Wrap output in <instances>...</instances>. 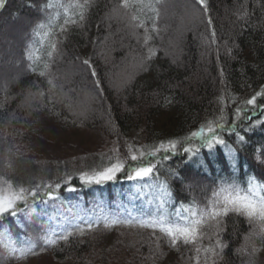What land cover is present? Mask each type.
I'll list each match as a JSON object with an SVG mask.
<instances>
[{"label":"trees","instance_id":"trees-1","mask_svg":"<svg viewBox=\"0 0 264 264\" xmlns=\"http://www.w3.org/2000/svg\"><path fill=\"white\" fill-rule=\"evenodd\" d=\"M75 3L0 6V173L38 193L15 217L0 216V264L29 258H17L29 241L57 264H197L198 247L199 264H264L261 226L234 212L205 223L196 244L172 246L158 229L141 226L160 214L175 219L193 200L206 203L221 183L264 184V0H206V8L198 0H143L129 8L90 0L83 20ZM65 7L77 23L59 32ZM42 22L50 24L48 37L47 28L36 35ZM256 93L257 103L248 105ZM207 120L220 125L224 141L211 149L190 137ZM78 127L96 135L98 148L65 153L66 160L63 152L53 155L51 133ZM170 140L178 141L174 152L145 157L152 174L128 179L141 163L131 154ZM114 158L126 165L115 179L81 181L83 171L94 174ZM46 185L54 199L43 195ZM65 230L73 233L68 240L45 245L42 237ZM217 240L227 245L218 255L203 251Z\"/></svg>","mask_w":264,"mask_h":264},{"label":"snow or ice","instance_id":"snow-or-ice-1","mask_svg":"<svg viewBox=\"0 0 264 264\" xmlns=\"http://www.w3.org/2000/svg\"><path fill=\"white\" fill-rule=\"evenodd\" d=\"M201 5H205L206 8V0H198ZM5 0H0V6H3ZM133 3L143 4V0H121V4L124 8H129L133 5ZM90 4V0H76L75 7L79 9V12L75 15L79 16L80 20L84 19L85 12L87 11ZM53 5L49 3L46 7L51 8ZM150 6V5H145ZM71 7V5H69ZM65 20L64 23L59 26V32H66L67 26L71 24L77 23V20L73 18L72 15L68 14V7H65ZM133 20L137 19L136 16L132 17ZM36 35H41V31L43 29H48V31L43 32L44 37H48L52 29L50 24L40 23L37 26ZM155 27H153V31H155ZM150 37L145 38V42ZM57 41L53 39V42L50 45L51 51L48 52V56L51 57L57 48ZM154 54L150 52L149 59L151 55ZM88 64V61L84 62ZM95 75V72L92 73ZM40 75H45L44 72H41ZM51 84L52 81H49ZM43 95V93H41ZM261 93H256L251 99H248L246 103L248 105H255L257 103V96H260ZM239 111V109L237 110ZM223 119V117H220ZM220 125L214 120H207L205 124H203L199 130L193 131L190 133V137H199L202 142L211 149L214 144H223L224 141L219 138L217 134V129ZM242 140L243 137H240ZM185 140H189L188 137ZM178 141L170 140L167 143L161 142V144L151 153H145L140 151L139 156L136 154H131V161H141L140 166L132 169L134 175H129L128 179H136L147 177L152 174L154 170V165L150 162H145L146 156L155 157L156 154L163 149L165 152H174L177 147ZM183 151L185 153H192V148H184ZM198 151V150H197ZM165 159L168 157L165 156ZM126 165L124 162L117 160L115 163H111L109 167L104 168L102 171H97L94 174H81L80 179L85 184L101 183L104 181L113 180L116 177L117 173L124 171ZM71 177H69V180ZM39 187V186H37ZM48 191H46L43 195L47 197L48 200L54 199L55 195L53 190L51 189V185L45 186ZM60 187L59 184L56 185L58 189ZM69 191H74L75 189L72 187L68 188ZM31 196L36 198L38 193L36 189H32L29 191L24 187H16L13 185L11 181L4 180L0 182V216L4 214H8L12 217H15L20 211L18 205L21 202L27 203L28 197ZM236 213L241 216L246 217L250 223L256 222L261 226V231L264 233V184H258L252 180L247 183V187H243L240 184L235 182H224L218 185L211 191V194L207 197L206 203L200 204L199 202L193 200L188 205H182L181 208L177 209L176 218L173 219L169 217L166 213L160 214L157 218L141 222L142 227H151L154 230L158 229L161 233L169 237L170 243L172 246H176L179 241H182L184 244H196L201 237L203 236L202 227L209 220H215L217 223L220 218L227 216L229 213ZM119 220H112L111 224L120 223ZM124 223H128V221H124ZM110 224H105V227H110ZM87 227L91 229L93 227L92 223H88ZM82 233L83 229H79ZM71 230H65L63 233L56 234L52 233L51 236H55V238H51L49 235H45L42 237L45 245H55L58 240H68L72 235ZM247 240V237H246ZM29 247L25 249L20 256L17 258H24L26 254H34L35 245L29 241ZM227 245L221 243L219 240L216 241L215 246L203 249L204 252L210 253L211 256L218 255L217 249L223 251ZM202 251L201 248H197V257L196 261L199 264V253ZM237 251H241L238 249ZM253 251H258V249H253Z\"/></svg>","mask_w":264,"mask_h":264},{"label":"rangeland","instance_id":"rangeland-1","mask_svg":"<svg viewBox=\"0 0 264 264\" xmlns=\"http://www.w3.org/2000/svg\"><path fill=\"white\" fill-rule=\"evenodd\" d=\"M64 133L65 134H62V133L59 134L58 131H55L54 134L51 133V135L49 136L50 141L52 140L50 142V145L52 147L50 146L48 148H52L51 149L52 151H50V152H52L53 155H54V153H57V152H63L62 156H60V157H65L67 154L71 155V153L80 152L86 148H89L92 151H94L96 148H98L97 147L98 143H96L94 141V139L95 140L97 139L96 135H93V134L88 133L86 131L85 132L80 131L79 127L77 129L72 130L70 133H68L66 131ZM46 135H49V134L46 133ZM52 137H53V139H52ZM62 141H66V142H62ZM35 145L38 146V143H35ZM89 146H94V147H89ZM95 146H96V148H95ZM140 151H141L140 149H137V151L134 154L139 155ZM84 152H86V151H84ZM65 153H67V154H65ZM65 160H66V157H65ZM116 161H117L116 158L112 159V161L106 163V165H103L97 171H102L104 168L109 167L111 163H115ZM86 171L85 172L83 171L82 174H89V175L93 174V172L87 173ZM97 171H95V172H97ZM117 174L119 175L120 173H117ZM4 180L10 181L7 178H5L3 175H1V173H0V182H2ZM16 187H22V186H16ZM112 220H115V219L112 218ZM110 230H112V229H110ZM105 241L107 242V245L109 246V244L111 243L112 240L106 238ZM128 249L129 248L124 247L117 254L122 256L123 254H125L128 251ZM11 264H57V263H54V261L51 259V257L49 255L38 252V253L32 254L29 258H27L25 260H22L20 262L18 261L17 263H11Z\"/></svg>","mask_w":264,"mask_h":264}]
</instances>
